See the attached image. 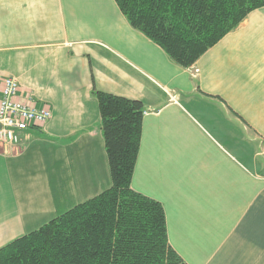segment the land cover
<instances>
[{"label":"crops","instance_id":"1","mask_svg":"<svg viewBox=\"0 0 264 264\" xmlns=\"http://www.w3.org/2000/svg\"><path fill=\"white\" fill-rule=\"evenodd\" d=\"M52 117L0 146V248L112 184L93 89L146 107L132 186L188 264H264V6L190 67L115 0H0L1 82Z\"/></svg>","mask_w":264,"mask_h":264},{"label":"trees","instance_id":"2","mask_svg":"<svg viewBox=\"0 0 264 264\" xmlns=\"http://www.w3.org/2000/svg\"><path fill=\"white\" fill-rule=\"evenodd\" d=\"M130 24L192 66L264 0H115ZM112 184L0 248V264H188L168 237L163 204L132 186L145 104L93 89Z\"/></svg>","mask_w":264,"mask_h":264},{"label":"built area","instance_id":"3","mask_svg":"<svg viewBox=\"0 0 264 264\" xmlns=\"http://www.w3.org/2000/svg\"><path fill=\"white\" fill-rule=\"evenodd\" d=\"M19 81L6 76L1 82L0 97V146L13 150L23 141V133L32 128L43 127L52 117L46 105H37L34 96L20 98Z\"/></svg>","mask_w":264,"mask_h":264}]
</instances>
